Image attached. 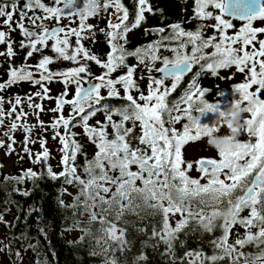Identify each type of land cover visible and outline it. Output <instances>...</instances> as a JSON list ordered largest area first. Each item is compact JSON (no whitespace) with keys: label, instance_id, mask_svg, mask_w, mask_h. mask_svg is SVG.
Listing matches in <instances>:
<instances>
[{"label":"snow or ice","instance_id":"obj_1","mask_svg":"<svg viewBox=\"0 0 264 264\" xmlns=\"http://www.w3.org/2000/svg\"><path fill=\"white\" fill-rule=\"evenodd\" d=\"M18 6L19 0H13L11 5L0 4V18H3L2 23L8 26L9 32L20 31L23 39L19 47L21 50L27 49L25 60L33 57L34 53H43L45 49H50L55 58L42 55L35 65V72L29 70L32 67L30 65L10 67L9 79L0 83V90L22 81L30 82L33 86L39 85L36 93L26 94L24 102L41 126L43 122L39 121V115L44 109L41 104L33 102L34 97H40L41 101L55 99L56 107L49 111L59 115L53 117L50 129L54 132L53 140L59 137L58 142L62 145L58 162L61 171L56 173L51 166H47V176L52 180H62L63 194L73 196V201L64 205L72 211L73 216L88 214L90 217L86 224L74 220L69 231L84 233L79 238L82 242L84 236L92 235L94 224L100 225L97 231L101 235L97 238V244L104 240L107 246L100 253L92 251L90 255H104V264H117L114 253L116 250L123 253L128 249L127 225L135 223L125 220V216L132 215L138 221H143L147 217L159 215L160 227L152 225L149 239L166 246L163 255L171 257L172 264H221L226 259L228 264H264V38L258 39V34H264V26H253L257 19L264 21V0H194L193 15L186 21H196L194 29L185 30L182 22L166 26L170 29L167 35H162L165 27L145 28V35L151 34L159 39L134 50L126 47L129 43L127 37L133 29L146 22V13L154 14L149 0H136L135 20L131 25L127 23L129 9L121 0H103V4L100 0H83L82 3L81 0H49L48 3L25 0L19 10ZM210 7L219 10V13L214 15L213 11L208 10ZM101 9L108 13V31L104 28L98 31L107 37L111 48L107 59L103 61L81 43L89 38L82 33L92 27L85 23L86 20L97 16ZM109 9L113 11L109 13ZM36 10H40L41 14L37 15ZM14 15L18 16L15 22ZM77 16L78 26L60 24L62 18ZM211 20L215 23H205ZM234 20L245 23L235 34H229V30L236 27ZM209 27L214 29L210 36L206 35ZM7 35L5 31H0V45L7 44L6 53L0 51V56H6L10 62L16 53ZM90 35L94 45L95 33ZM72 37H75L74 47ZM161 48L171 52L172 57L161 55ZM207 49L212 51L208 52ZM129 57L135 58L137 63L129 65ZM57 61H71L78 66L51 71L48 66ZM88 62H94L105 71L93 77L98 82H89L85 87V78L92 76ZM157 62L163 66L155 68ZM196 65L202 72H210L213 76L222 69L235 67L245 77L243 82L233 85L239 94L235 103L251 118L245 121L246 127L239 130L240 134L246 133L250 138L247 142L229 137L228 145L219 151V161L201 158L194 167L193 162L182 158L183 146L189 140L216 133L227 119L219 102L207 101L206 93L210 90L201 89L195 82L169 105L168 97L175 92L185 75L193 72ZM139 66H143L146 71L134 78ZM118 69L125 71L113 78L112 74ZM153 71L162 75H152ZM36 74L39 78H35ZM144 79L148 80L147 94L139 87V81ZM55 80L62 82L64 87L61 93L52 97L45 82L51 84ZM169 80L171 84L166 86L165 82ZM72 86L75 88L74 95L68 98ZM102 90H106V95L102 94ZM133 91L137 93L136 96H133ZM109 98L122 99L126 103L102 104ZM13 99L14 103L9 101L7 115L11 117L15 113L16 119L3 133L11 141L6 154L15 151L12 145L16 141L10 133L22 128L29 134L24 141L27 145L32 131L27 123H19L21 117L28 115L22 110L16 111L17 106L22 105V98L15 95ZM4 102V98L0 97V125L4 123ZM66 106L69 109L67 117L63 114ZM209 112H219L218 120L211 127L200 123V117ZM98 113L104 115V120L96 119L95 124H90ZM114 116L120 119L114 120ZM128 124L131 126H126ZM177 124H181L182 131L176 128ZM61 127L64 129L63 134L59 131ZM77 127L82 129L83 137L97 149L91 159L83 150L85 145L76 139L81 135L73 131ZM137 127L140 132L133 139L138 140V143L133 145L128 137ZM39 142L43 151L36 153L33 162L44 161L46 164L49 149L45 147V140ZM0 147H4L3 141H0ZM23 151L32 155L27 147ZM78 155L84 158V165L77 163ZM133 166L136 167L135 171L132 170ZM190 170L197 171L200 176L191 178ZM38 175L36 171L26 170L19 182H22L23 177L36 179ZM201 180L206 183L201 184ZM69 188H75L76 192H69ZM21 194L29 193L23 191ZM246 211L247 215H243ZM177 215L179 219H176ZM0 222H3L2 215ZM237 225L245 229L243 236L233 233ZM216 230L221 234L208 241L212 248L211 255H205L200 250H186L177 257V242L180 248H184L187 243L186 239H180L182 232L187 237L197 231L203 235ZM137 231L147 235L146 227ZM230 234L235 236L233 243L228 242ZM246 245L256 251L245 253L243 249ZM29 248L33 253H38L37 245L30 244ZM110 248L113 251L111 259L107 256ZM16 258L22 261L20 251L13 252L9 264H13ZM138 259L146 260L147 257L141 252ZM42 264H48V260L45 258Z\"/></svg>","mask_w":264,"mask_h":264},{"label":"trees","instance_id":"obj_2","mask_svg":"<svg viewBox=\"0 0 264 264\" xmlns=\"http://www.w3.org/2000/svg\"><path fill=\"white\" fill-rule=\"evenodd\" d=\"M42 2L48 3L49 0H42ZM100 2H103V0H100ZM121 2L126 7H128L132 24L135 20L136 0H121ZM4 3L11 5L13 0H0V4ZM23 3H25V0H19L18 10L19 7L23 5ZM190 4L191 9L188 7L187 11L177 18L167 15L165 13L166 9L164 7H154V14L146 13V22L142 23L141 27L133 29L128 34L127 38L129 43L126 47L129 50H134L138 46L145 45L149 42L159 39L158 36L151 34L145 35V28L165 27V33L162 35H167L168 32H170V29L166 26L176 22H182V27L185 30L194 29L196 27V21L191 23L186 22L188 18L193 15L194 0H192ZM177 8L182 9L181 4ZM208 10L213 11L214 15L219 13V10H214L211 7ZM99 14L100 12L98 15ZM151 16L154 17L151 18ZM183 19H186L185 23L183 22ZM205 23L214 24L215 21H205ZM233 23L236 27L229 30V34H235L238 28L243 26L245 22L234 20ZM86 24L91 25L89 22ZM253 26L262 27L264 26V21L257 19L253 22ZM92 28L93 27H91V29ZM213 33V28L209 27L206 29V35L210 36ZM132 34L135 35L132 36ZM87 36H89V38L84 40V45H87L88 42H92V36L90 35V32ZM260 38H264V34H258V39ZM95 40L97 43V49L93 52L103 60H106L107 54L111 51L110 45L106 39L105 41L100 40V36L95 37ZM164 43H168V41H164ZM172 43L175 45V42ZM206 51L211 52L212 49H207ZM160 54L169 56L170 58L172 57V53L165 51L163 48H161ZM127 63L129 65H133L136 64L137 61L135 58L129 57ZM160 66H162V63L160 62L155 64V68H159ZM124 71V69H118L112 74L113 78L121 75ZM144 71L146 70L143 69V66L137 67L134 78H137L138 74H141ZM228 77H231V79H227ZM244 80L245 77L239 74L235 67L230 69H222L216 76H213L210 72H202L199 65H196L194 66L193 72L186 75L178 85L175 92H173L172 95L168 97V103L171 106L172 102L179 98L190 84L195 82L199 87H201V89L207 88L210 90L209 93H206V99L208 102H219L221 111L226 112L227 109L239 99V94L235 92L233 85L243 82ZM147 84V79L139 81V87L141 91L145 92V94H147ZM165 84L166 86H170L171 81H166ZM48 88L50 89V87ZM254 89L255 86L253 90ZM220 93H223V95H220ZM102 94L106 95V92H102ZM132 94L133 96L137 95L135 91H133ZM121 96H123L122 89ZM262 98H264V95H262ZM33 102H42L41 105L44 106L49 103V100L41 101L40 97H34ZM103 103L120 105L126 103V101L118 98H109L106 101H102V104ZM244 115L247 117V119L251 118L249 113H244ZM218 118L219 112H209L200 117V123L211 127L216 123ZM96 119L103 121L104 115L102 113H98L97 116L90 121V124H95ZM113 119L119 120L120 117L114 116ZM126 126L130 127L131 125L128 124ZM176 128L182 131L181 124H177ZM222 128L223 125H220L219 130ZM73 131L81 134L78 135L76 139L85 145L83 150L87 152L88 158L91 159L97 149L91 143H89L85 137H83L82 129L80 127L73 129ZM108 131L111 133V127H109ZM139 132L140 129L137 127L128 137L133 145L138 143V140L133 139V137L137 136ZM10 134L16 141V143L12 145V147L15 149L12 155L14 154L16 159L11 169H6L5 165L4 156L9 155L6 154L8 152L9 145L8 142L5 144L6 136H2L1 140L5 145L4 147H0V215L3 216V222H0V230L3 232L6 231L5 235L7 238V245L9 247H14L15 250H28L34 264H42L45 258L48 260V264H104V255H90V252L92 251L100 253L102 249L107 246L104 240H101L100 243L97 244V238H99L101 235V233L97 231V229L100 227L98 223L92 226V235L84 236L82 242L79 238L83 236L84 233L79 230H68L74 220L78 219L86 224L90 217L88 214H85L82 217L78 214L77 216H73L72 211L64 207L65 204H69L73 201V196L63 194L62 180H52L47 176V166H51L53 171L56 173L61 171V167L58 166V164L56 165L54 162H52L50 154L46 164L44 161H41L40 163H36V167L28 165L25 161L26 154L24 152H20V149L27 147L30 152L34 153L35 155L36 153L42 152L36 150L34 146L29 144V142L27 145H25L23 140H19L17 131ZM193 135H195L194 132ZM204 137L207 136L202 135L199 139ZM237 139L241 142H247L250 138L246 135V133H242V135ZM251 139L254 140L255 138ZM194 141L196 140H189L183 146V148ZM9 143H11L10 140ZM30 157L35 159V156L31 155ZM77 163L79 165H84V158L78 155ZM29 169L36 171L39 174L38 177L36 179L23 177L22 182H19L23 172ZM132 170L135 171L136 167L133 166ZM189 175L191 178H198L200 176V174L199 176L192 175L191 170ZM139 183L140 182L138 181L137 184ZM204 183H206V181L201 180V184ZM68 190L72 193L76 192L75 188H69ZM23 191H27L29 194H21ZM81 199H83V197ZM61 200H63V204L61 203ZM243 215H247V211L243 213ZM124 219L133 221L135 223H130L127 225L129 232L127 237L129 240L128 249L123 253L118 250H116L114 253L117 264H172L171 257L163 255V253H165L166 246L162 242L157 243V240L155 239H149L152 232V225L155 224L157 228L160 227L161 218L159 215L155 217H147L143 221H138L137 218L132 215H127ZM176 219H179V215L176 216ZM170 222H172L171 218ZM145 227L147 228V235H142L137 231V229ZM41 229H43V231H40ZM232 231L233 233L243 236L245 229L237 225L234 226ZM253 231H255V229H253ZM71 232H76L77 235L75 237H67L66 234ZM220 234L221 233L219 230H216L211 234L204 233L203 235L197 231L195 234H189L187 237H185L184 233L182 232L180 234V239H186L187 243L185 244L184 248H180L177 242L175 249L177 257L181 256L186 250H200L205 255H211L212 248L208 241L212 240L216 236H219ZM234 239L235 236L230 234L228 242L233 243ZM30 244L37 245L38 253H33V251L29 248ZM153 245H155V247H153ZM112 247L114 248V245ZM243 251L245 253H249L255 252L256 249L250 245H246ZM141 252H143V254L147 257L146 260L138 259L141 255ZM107 256L109 259L112 258L113 251L111 248L108 251ZM221 264H228L227 259L221 262Z\"/></svg>","mask_w":264,"mask_h":264},{"label":"rangeland","instance_id":"obj_3","mask_svg":"<svg viewBox=\"0 0 264 264\" xmlns=\"http://www.w3.org/2000/svg\"><path fill=\"white\" fill-rule=\"evenodd\" d=\"M191 1L192 0H149V3L152 5V7H164L166 9V14L177 18L179 16H181V14L183 15L185 13V11H187L188 7H191ZM101 4H103V2H101ZM181 4L182 9H178L177 7ZM51 6V5H50ZM191 9V8H190ZM109 13L113 11V9H109L108 10ZM36 14L40 15L41 12L40 10H36ZM29 15H32L31 12H29ZM108 16V13H105L103 11V9H101L100 14L94 17H89L90 19H87L85 23L89 22L92 25V29H88L86 30L84 33H82L83 35H88L89 32L91 33H95V37L98 35L100 36V40L105 41V39L107 40V37L103 34L100 33L98 31L99 28H104L105 31H108L107 27H106V17ZM154 16H151V18H153ZM14 19H18V16L14 15ZM113 19H115L113 17ZM187 19V18H186ZM183 19V22L185 23V20ZM132 19H130V15H129V21L127 23L131 24ZM28 23V22H26ZM79 24V17H72L71 18V26H78ZM96 30V31H95ZM95 31V32H94ZM135 34H132V36H134ZM71 42H72V46H75V37L71 38ZM81 43L84 45V40L81 41ZM95 43L93 45L92 42H88L87 46L85 47L86 49H88L90 51V53L95 54L93 51H95L97 49ZM42 55H49L52 56L53 58H55V55L53 52H51L49 49H45L43 53H34L33 57L27 58L26 61V65H30L32 66L29 70L35 72V65L38 63V60L42 57ZM25 59V56H24ZM102 59V58H101ZM103 61V59H102ZM69 61H57L51 65H49V69L51 71H59V70H67L68 68V63ZM82 63L84 61H81ZM90 64V71L92 73L91 77H86L85 80H89L93 77H98L102 74L103 71H105L104 69H102L101 67L97 66L94 62H88ZM78 65H75L71 62V68L75 67ZM161 67V66H160ZM159 67V68H160ZM152 75L156 76V72L154 71L152 73ZM38 77V74H36L35 78ZM52 86V87H51ZM48 87H50V92L49 95L52 97H56L59 93H61L63 91V83L55 80L51 83V85H49ZM40 88L39 85H31L30 82H19L16 85H13L11 87H9L7 89V97L4 99V110H5V116H4V123L3 125H0V141L3 133L8 131V128L10 127L11 123L13 122V120L16 119V114L13 113V115L11 117H9L7 115L8 111L10 110V104L9 101L11 100L14 103V99L13 97L15 95H19L22 98V105L17 106L16 111L17 113L20 112L21 110L25 113H28V115L26 117H21L19 123L20 124H24L27 123L29 126L32 127V131L30 134V138H29V144L34 146V148L36 150L39 151H43V149L41 148V144H40V140L43 139L46 141L45 147H47L49 149V153H50V158L52 160V162H54L56 165L58 164V162L61 159V155L62 153L59 151V148L62 147V145L59 144V137L56 138V140H53V135L54 132L50 129V123L53 120V117L58 116V113L55 112H51L49 111V109L55 108L56 107V101L55 99H45V101L49 100V103L42 106L41 107L44 109V112L40 113L39 115V121L43 122V126H41L37 119L36 116L34 114H32V110L29 109L27 103L24 102V98L26 96V94L29 93H36L37 90ZM74 91L75 88L74 86L71 87V97L72 95H74ZM102 92H106V90H102ZM38 97V96H37ZM39 104H41L42 102H37ZM39 111V110H37ZM64 116L67 117L69 115V109L66 106L64 109ZM17 135L19 136V140H23L25 141L26 136H29L28 133H25L24 130L22 128H18L17 130ZM60 133L63 134L64 129L61 127L59 129ZM215 134L217 135H227L229 134V129L227 128V126L224 124L223 128L221 130H218ZM11 135V134H10ZM242 135V133L237 137L239 138ZM36 141L35 143H32V141ZM9 144V138L6 137V141L5 144ZM4 144V145H5ZM7 147V146H6ZM30 151V150H29ZM20 152H24L23 149H20ZM25 153V152H24ZM26 154V163L28 165H31L32 167H36V163H34L33 161L35 159H32L27 153ZM32 156H35L34 153H32ZM5 158V165H6V169H11L14 165L15 162V155L13 154H9L7 156H4ZM182 158L188 162H193L194 163V167H195V162L197 160H199L200 158H210V159H216L217 161H219V159H221L219 157V151L216 150L215 148H212L211 146H209L208 144V137H204L201 138L199 140H196L194 142H191L190 144H188L187 146H185L182 149ZM191 174L194 176H199L200 173H198L195 170H191ZM6 231H2L0 230V249H3V251H0V264H9L10 259L13 256V252L14 251H20L22 253L23 259L22 261L19 260V258H16L15 260H13V264H34L32 257L29 253L28 250H24V249H19V250H15L14 247H9L7 245V238L5 235ZM77 235L76 232H71L69 234H66L67 237H75Z\"/></svg>","mask_w":264,"mask_h":264},{"label":"flooded vegetation","instance_id":"obj_4","mask_svg":"<svg viewBox=\"0 0 264 264\" xmlns=\"http://www.w3.org/2000/svg\"><path fill=\"white\" fill-rule=\"evenodd\" d=\"M2 19L3 18H0V31H5L6 33H8L7 40L12 43L13 51L16 53V55L11 58L10 62H9V60L6 59V56H0V83H4L9 79L8 70L10 67H20V66L26 65V61L24 59V56H25V53L27 51V49L21 50L19 47V42L21 41V39H23V37L20 34V31L17 29L15 31L9 32L8 26L4 25L2 23ZM88 19H90V18H88ZM16 20L17 19H14V22ZM26 22H28V21L27 20L24 21L25 25L28 26V23H26ZM65 23H68L69 26H71V18L70 19L62 18L60 21V24L63 25ZM13 27H15V23H13ZM51 43L52 42H49V44H51ZM86 46L87 45H85V47ZM0 51H3L6 53L7 44L0 45ZM69 51H71V49ZM68 63H69V65H68L67 69H70L71 68V61H69ZM45 85L49 86L51 84H47V82H45ZM8 88L9 87H6L4 90H0V97H3L4 99L7 97V95H8L7 89ZM68 98H71V87L69 89V97Z\"/></svg>","mask_w":264,"mask_h":264},{"label":"clouds","instance_id":"obj_5","mask_svg":"<svg viewBox=\"0 0 264 264\" xmlns=\"http://www.w3.org/2000/svg\"><path fill=\"white\" fill-rule=\"evenodd\" d=\"M226 117L225 125L229 129V134L222 136L215 133H209L207 135L209 146L218 151L228 145L230 142L229 137L237 138L240 134L239 130L246 127L245 121L247 120V117H245L242 108L235 102L227 109Z\"/></svg>","mask_w":264,"mask_h":264},{"label":"water","instance_id":"obj_6","mask_svg":"<svg viewBox=\"0 0 264 264\" xmlns=\"http://www.w3.org/2000/svg\"><path fill=\"white\" fill-rule=\"evenodd\" d=\"M83 2V0H81V3ZM62 6V5H61ZM163 66V65H162ZM161 66V67H162ZM193 70H194V68H193ZM190 74V73H189ZM162 74L161 73H158V72H156V76H161ZM186 75H188V74H186ZM185 75V76H186ZM89 82H92V83H95V82H98V81H96V80H94L93 78H91V79H89V80H86V81H84V86L85 87H87L88 86V84H89ZM201 159V158H200ZM204 159H210V158H204Z\"/></svg>","mask_w":264,"mask_h":264}]
</instances>
